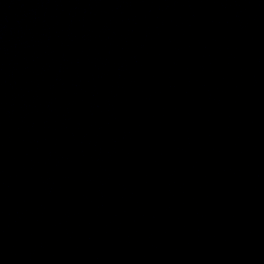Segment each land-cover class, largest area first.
Wrapping results in <instances>:
<instances>
[{"label": "water", "instance_id": "water-1", "mask_svg": "<svg viewBox=\"0 0 264 264\" xmlns=\"http://www.w3.org/2000/svg\"><path fill=\"white\" fill-rule=\"evenodd\" d=\"M0 264H264V0H0Z\"/></svg>", "mask_w": 264, "mask_h": 264}]
</instances>
